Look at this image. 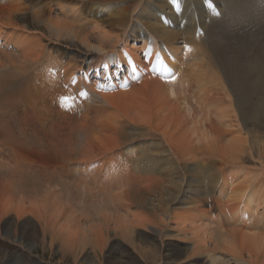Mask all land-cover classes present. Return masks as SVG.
<instances>
[{"label": "bare ground", "instance_id": "1", "mask_svg": "<svg viewBox=\"0 0 264 264\" xmlns=\"http://www.w3.org/2000/svg\"><path fill=\"white\" fill-rule=\"evenodd\" d=\"M3 1L10 5L0 4V48L12 44L20 54L7 53L12 67L7 56L8 69L0 64V111L7 109L0 146L8 143L18 161L29 159L22 146L38 121L19 120L15 109L34 100L33 92L42 103L55 102L63 117L69 111L61 83L106 63L132 71L122 86L102 89L79 77L74 88L90 92L80 111L102 99L124 115L110 108L97 133L86 135L83 125L85 136L71 138L77 143L68 135L66 148L58 143L44 161L43 175L6 168L0 233L26 249L59 246L73 264L92 261L89 248L100 260L111 233L132 247L113 244L106 264H264V0ZM148 51L152 60L163 57L169 75L151 73ZM127 83H140L131 87L135 102ZM15 173L40 182L31 186L28 178L30 186L21 187L25 180ZM49 175L60 180L44 181ZM210 209L220 217L213 220ZM139 229L147 234L138 238Z\"/></svg>", "mask_w": 264, "mask_h": 264}, {"label": "rangeland", "instance_id": "2", "mask_svg": "<svg viewBox=\"0 0 264 264\" xmlns=\"http://www.w3.org/2000/svg\"><path fill=\"white\" fill-rule=\"evenodd\" d=\"M1 3H3V4H9L8 2H4L3 0H0V4ZM51 4H53L54 5V3L53 2H51ZM10 5V4H9ZM27 6V5H26ZM55 10V9H54ZM28 13V12H27ZM25 15V14H24ZM23 15V16H24ZM2 26V25H1ZM3 28H5V30H7V32H8V30H10V29H8L9 27H4L3 26ZM47 41V39H44L43 40V44H45V45H47V47H49V45L47 44L48 43V41ZM1 42V41H0ZM222 43H224V44H226L227 45V43H225V42H222ZM229 48H232L231 47V45H227ZM7 47V48H6ZM2 51V52H1ZM6 51V52H5ZM5 54H4V53ZM12 53L11 55L12 56H14V55H19L20 54V51L19 50H16L15 48H12V44H10L9 45V47L8 46H1V48H0V58H1V60H4L5 61V63H4V61L2 62L1 60H0V62H2V63H0V64H6L7 63V61H8V63H9V65H7V66H9V67H12L11 66V64H10V59L12 58V56H11V58H9L10 57V54H9V56H8V54L7 53ZM13 52L15 53L14 55H13ZM3 53V54H2ZM18 53V54H17ZM8 57V58H5L4 59V57ZM8 59V60H7ZM65 60V59H64ZM7 63V64H8ZM6 65H5V67H7ZM6 69H8V67L6 68ZM5 70V69H4ZM86 70V69H85ZM86 71H88V69L86 70ZM89 73H90V71H88ZM90 78H92V80H91V82H94V80H95V78H93V75L90 77ZM133 85H134V87H133ZM131 84V86L128 88V89H132V91L131 92H133V94L131 93V95H130V93H129V95L131 96H129L132 100V102H135L136 100L133 98V96H135L136 94H135V91H137V90H133V88H135L137 85V87L135 88V89H138V87L140 86V83L138 84ZM131 87H133V88H131ZM140 88V87H139ZM144 95V96H143ZM29 96V95H28ZM33 96H34V100L32 99V101L30 102V103H26V102H23V104L21 103L20 105H19V107H16V108H18V109H15L16 110V112L18 113L17 114V116H19V117H16V118H18L19 120H21V117L23 118V119H27V121L30 119H34L35 121L37 120L38 122L37 123H35V124H31L30 126H28L29 128H28V137H30V140L28 139V141H27V143L26 144H23V145H26V146H22V145H20V146H22V147H24L25 149H27V150H30V152H31V155L29 154V153H27L26 151V154L27 155H29V156H27L26 155V157H29V159L30 158H32V160L33 159H35V160H37L36 162H38V163H32V161H27V160H29V159H23V158H21V156H20V161H18L16 158H18V157H16L15 155H13V153H14V151L12 150V149H10V147L8 146L9 144L8 143H6V144H1V146H0V189H1V182H3L4 181V179H6V178H8L7 177V175H8V173L10 172V170H6V168H16V169H18L17 170V172H20V170H24V171H30V170H35V171H39V174L41 173V175H43V173H45L46 172V169H45V167H44V161L46 162V163H49L48 161L49 160H52L53 158H54V155L53 154H55L53 151H55V149H54V147L56 146L57 148H59L58 147V143L59 144H61L62 145V147L64 148V146H65V141H67V140H65L64 141V139L68 136V135H70V136H68L69 138H70V141L72 142L73 140H76L77 141V139H78V137L79 136H85L84 135V133H86V132H88L86 135H88V134H91L92 133V131H94L95 130V132H96V130L98 131V129H102V128H99V126H101V124H102V122L105 120V118H107V117H104V116H107L106 114H107V111H109L108 109H110L111 111H116V114H117V116L119 115V113L120 114H122L123 112H119V110H120V108L118 107V106H110V104L108 105V104H105L103 101H102V99H98L100 102L102 101L105 105H106V107H105V105H104V109L102 108L103 107V103L101 102H99V101H97L96 102V105H95V107H93L94 106V103H89L92 107H90V106H88L87 107V111H81V112H79V111H74V112H71V111H69V113L67 114V115H62L63 117H59V116H56V105H55V102H54V104L52 105L51 104V102L50 101H48L46 104L45 103H42V101H41V99L39 98V94H38V92L36 93V92H33ZM145 96H148V98L147 97H145ZM29 97H32V94H30V96ZM137 97V96H136ZM141 98H143V99H145V101L146 102H149L150 101V95H148V93H142V96H141ZM50 104V105H49ZM45 105L47 106H49L51 109H52V111L51 112H46V108H45ZM109 107H108V106ZM99 106H101V107H99ZM24 107H26V108H24ZM96 107H98V113L95 115V111L97 110H95L94 108H96ZM89 108H92V112H93V110H94V112H93V114H92V112L89 110ZM119 108V109H118ZM103 109V110H102ZM3 110H5V111H3ZM106 110V111H105ZM6 111H7V109H4V108H2L1 109V111H0V114H2V113H4V115L3 116H6L7 115V113H6ZM111 111H109L108 113L110 114V116L113 114V112H111ZM6 114V115H5ZM108 114V115H109ZM116 114H115V112H114V115H115V117H116ZM1 115V116H2ZM26 115V116H25ZM54 115V116H53ZM94 116L93 118L96 120L97 118H99L100 119V121H95L93 118H92V116ZM97 115H98V117H97ZM122 115H124V113L122 114ZM110 116H108V118H110ZM27 117V118H26ZM49 117V118H48ZM90 117V118H89ZM96 117V118H95ZM68 118V119H67ZM86 118V119H85ZM92 118V119H91ZM107 118V119H108ZM66 119H67V121H66ZM89 119V120H88ZM56 122H55V121ZM58 120L59 121H62V122H58ZM83 120H85L86 122H88V125L86 126L85 124H87V123H85V122H83ZM103 120V121H102ZM110 120H113V119H110ZM52 121V122H51ZM65 121V122H64ZM82 121V123H84V124H81L80 122ZM131 121V120H130ZM21 122V121H20ZM54 122V123H53ZM67 122H68V124H67ZM72 122V123H71ZM100 122H101V124H100ZM41 123V125H39ZM56 123H58L59 125H57ZM62 123H64L65 125H64V129L62 130V128H63V124ZM66 124L68 125L67 127H69L68 129H67V127H66ZM82 125V126H79V125ZM96 124H98V125H95ZM104 124H110V122H109V120H107V121H105L104 122ZM48 125H50V126H48ZM51 125H53L52 127H51ZM55 125H57V127L55 126ZM71 125H73V127L74 126H76L77 125V127H75V128H78V129H75V128H73V129H75V130H72V129H70V128H72V126ZM83 125H84V127H86V130H85V128L83 127ZM95 126V128L96 129H93L94 128V126ZM59 126V127H58ZM60 126H62V127H60ZM93 127V128H91V127ZM53 127H54V129H53ZM83 127V128H82ZM87 127H90V128H88L87 129ZM30 128H32V131L30 130ZM52 128V130H50ZM57 128V129H56ZM81 129H82V132H79V131H81ZM93 129V130H92ZM45 130V131H44ZM58 130V131H57ZM69 130H71V131H73L74 133H72L71 131H69ZM79 132V133H77V131ZM106 130V129H105ZM104 130V131H105ZM34 131V132H33ZM37 131V132H36ZM41 131V132H40ZM52 131V132H51ZM56 133H55V132ZM67 131V132H66ZM76 131V132H75ZM101 131V130H100ZM48 132V133H47ZM59 132V133H58ZM61 132V133H60ZM69 132V133H68ZM70 132H71V134H70ZM108 133L107 134H110L109 133V131H107ZM30 133L32 134L31 136H30ZM46 133V134H45ZM54 133V134H53ZM64 133V134H63ZM76 133H77V135H76ZM82 133V134H81ZM94 133V132H93ZM97 133V132H96ZM99 134L101 133L102 135H105L106 134V132H104V134L102 133V132H98ZM17 134H18V132H17ZM42 134H43V137H42ZM51 134V135H50ZM56 134V135H55ZM64 135V138H63V135ZM65 134H66V136H65ZM73 134V135H72ZM79 134V135H78ZM81 134V135H80ZM40 135V136H39ZM54 135V136H53ZM75 135H76V137H75ZM33 136V137H32ZM53 136V137H52ZM78 136V137H77ZM48 137H49V139H48ZM74 137H75V139H74ZM42 138L43 139H45V140H42ZM61 138H63V141H59V140H61ZM69 138H67L68 140H69ZM73 140H72V139ZM80 138V137H79ZM82 138V137H81ZM38 139V140H37ZM47 139V140H46ZM57 139V140H56ZM37 140V141H36ZM39 140H40V142H39ZM52 140V141H51ZM32 141H34V142H32ZM51 141V142H50ZM152 141H156L157 143L159 142V139L157 138H155V139H152ZM8 142V141H7ZM15 145H17V144H19L20 143V139L19 138H17L16 140H14V141H12ZM42 142V143H41ZM54 142V143H53ZM78 142V141H77ZM77 142H75V141H73L72 143H77ZM35 145V146H34ZM51 145V146H50ZM10 146H12V145H10ZM13 147V146H12ZM41 147V148H40ZM52 148V149H51ZM65 148H66V146H65ZM44 149V150H43ZM53 150V151H52ZM62 150H64V149H62ZM40 152V153H39ZM46 152V153H45ZM65 153L67 152V150L66 151H64ZM49 153V154H48ZM52 154V155H51ZM57 154V153H56ZM47 157H46V156ZM58 155V154H57ZM56 155V156H57ZM53 156V157H52ZM78 156H80V153L78 154ZM44 157H45V159H44ZM40 159V160H39ZM2 161H3V163H2ZM9 162V163H8ZM3 165H2V164ZM40 163V164H39ZM6 164V165H5ZM13 164V165H12ZM20 164V165H19ZM35 165V166H34ZM20 166V167H19ZM38 166V167H37ZM43 166V167H42ZM22 167V168H21ZM30 167V168H29ZM39 167H40V169L42 170V172L39 170ZM4 171L7 173H4ZM60 172V169L58 168V173ZM16 174V177H18L19 178V180H20V182H22V181H24V183L23 184H25V185H27V186H24L23 184V186H21V187H28V186H30L31 184H30V182H33L34 181V183L31 185V186H34V184L36 183V179H34L35 177H32V176H28V177H26V178H23V176H22V173H15ZM15 174H13V175H15ZM19 174V175H18ZM21 174V175H20ZM60 174V173H59ZM22 176V177H21ZM25 177V176H24ZM30 177H32V178H30ZM49 179H47V180H44V181H46V182H53V183H56V182H58L59 180H60V177L58 178L57 177V175L56 176H53V175H49ZM1 178H3V180L1 179ZM18 178H16V179H18ZM21 178V179H20ZM28 178H29V180H28ZM41 179H42V177H41ZM53 179V180H52ZM7 180V179H6ZM22 180V181H21ZM28 180V181H27ZM31 180V181H30ZM30 184H28L27 182ZM30 181V182H29ZM18 182V185H20L19 184V181H17ZM40 182V181H39ZM39 182H37V183H39ZM43 182V181H42ZM27 183V184H26ZM37 183L35 184V186L37 185ZM94 191H97V190H94ZM106 195V194H105ZM211 211H210V214H211V216H212V218H213V220H216L218 217H220V212L219 211H213L212 209H210ZM12 217L14 218L15 216L14 215H12ZM137 232H139V234L137 235V237L139 238V235H140V237L143 235L144 236V234L146 235L147 234V232L146 231H144L143 229H139ZM137 237H136V239H137ZM130 242H127V241H125L122 237H120V236H115L114 235V233H111V235H110V237L107 239V246H106V248L104 249V251H103V254H100V260L97 258V260H96V258L92 255V252H91V249L89 248V249H87L86 250V253H87V255H90L89 257L92 259V261H89V263L88 264H106V259L109 257V251H110V249L112 248V246H113V244L114 245H117V246H119L118 248H127V247H132L131 245L132 244H129ZM129 245V246H128ZM178 246L179 247H187V243H185V242H181V243H178ZM132 249V248H131ZM46 250V251H45ZM133 256L134 257H136V253H133ZM138 257V256H137ZM28 259V260H31V261H35V262H37L36 264H73L74 263V259L70 256V255H67L65 258H63L62 257V255L60 254V250H59V246H55L52 250H49V247L48 246H46L45 248H44V250L39 246L38 248H24V247H22L20 244H19V242L17 241V242H13V241H11V240H9V239H6L1 233H0V264H22L21 263V261L22 260H24V259ZM61 259V260H60ZM19 260H21V261H19ZM3 261V262H2ZM134 264V263H133ZM140 264H152V263H150V260H142L141 259V263ZM163 264V263H162ZM172 264V263H171ZM183 264H188V263H183Z\"/></svg>", "mask_w": 264, "mask_h": 264}]
</instances>
